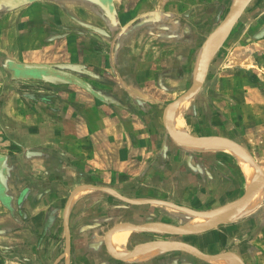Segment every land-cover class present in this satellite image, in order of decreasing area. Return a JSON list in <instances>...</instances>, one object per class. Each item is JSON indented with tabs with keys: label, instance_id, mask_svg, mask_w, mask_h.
Instances as JSON below:
<instances>
[{
	"label": "crops",
	"instance_id": "1",
	"mask_svg": "<svg viewBox=\"0 0 264 264\" xmlns=\"http://www.w3.org/2000/svg\"><path fill=\"white\" fill-rule=\"evenodd\" d=\"M224 1L0 0V264H214L203 256L223 251L264 264V203L255 217L200 232L202 257L175 250L137 261L140 250L128 261V250L116 259L105 239L102 251L86 233L75 242L69 221L101 193L150 201L120 198L128 208L163 199L216 217L246 195L245 186L232 193L240 174L220 153L181 154L156 107L196 80ZM218 34L186 114L198 135L223 119L211 132L244 145L264 171V0ZM32 83L48 89L21 88Z\"/></svg>",
	"mask_w": 264,
	"mask_h": 264
},
{
	"label": "rangeland",
	"instance_id": "2",
	"mask_svg": "<svg viewBox=\"0 0 264 264\" xmlns=\"http://www.w3.org/2000/svg\"><path fill=\"white\" fill-rule=\"evenodd\" d=\"M239 1L240 0H225L223 2L222 11H216L215 14H217V15L214 17L215 20L213 23H208L210 26L207 29L208 30H210V29L214 30L219 25V23L224 19V17L237 5V3ZM213 24H214V26L212 27ZM231 27H232V23L226 28L225 32H223V33L226 34L227 31H229V29ZM223 33L220 34L221 39L223 37ZM21 88H23V89L27 88L26 93H31V94H35V93L40 94L41 92H44L45 90L47 91V89H48V87H46V88L43 86L41 87L37 83H32L28 87L21 86ZM167 88L168 87L165 86L164 90L168 93ZM170 88H172V87H170ZM169 95L171 98H172V96H174L171 92H169ZM168 104L169 103L159 104V108H158V106H156L157 109L159 110L158 115L160 116V118H159L160 124L164 128H165L164 119H163L164 118V111H165ZM187 105H188V102L184 103V110H183L184 128H185V133H186V135H184V136L186 138L213 137L216 135H215V133L213 134L211 132L212 129L223 128V127H220L221 126L220 124L223 123V119L220 118L219 119L220 122L217 125L218 127L216 126V124L215 125H208V126L204 125L202 127L198 126L197 129H203L205 132L201 133V135L195 134L193 132L191 125H190V119L186 114ZM210 119L211 118H209L208 121ZM224 128H226V127H224ZM165 130H166V128H165ZM206 130H207V132H206ZM209 132H211L212 134ZM241 146L244 147V145H241ZM177 147H179L181 149L180 150L181 154H185V153L186 154H189V153L194 154L195 153V152L189 150L184 145L183 146L182 145L177 146ZM207 154L208 153H204V155H207ZM235 154L237 155V153H234L231 150H229V153H220L218 155L223 157L225 160L229 161L232 164L233 168H235L239 171V174H240L239 180L238 181L234 180L235 181L234 184H236V186H238V189H236V191L235 190H231V191H232V193H235V194H242L244 192V190H243L244 186L246 185L245 184L246 178H245V173L241 167V163L238 161ZM211 155H214V154H211ZM261 171H262V169H261ZM224 173H225V171H223V174ZM262 173H263V177H264V171H262ZM243 180H244V182H243ZM259 182H260L261 189H260L259 193L257 194V196L260 194V198H258L259 199L258 203L256 204L255 208L253 207V209L250 212H248V214H250V215L246 214L248 216H246V215H244L245 217L241 216L240 218L234 220L235 223L245 219L246 217H253V216L255 217L261 213V211L259 209L256 212H254L257 209L258 204L260 206L261 203H264V198L262 196V191L264 190V178L262 179L260 177ZM95 195H98V196H95L93 199L90 200V205L82 207L79 215L78 214L71 215L69 217V221H70V223L74 224V225H71V234H73V239L74 238L75 239H77V238L85 239V238L89 237L93 241L96 242L97 248L100 249V251H102L104 249L103 245H102L103 240L105 239L108 228L110 229L111 228L110 226H112V225L115 226V225L124 224V223H133V224H142L143 223L146 225H154L155 227H159V228L165 229V230L171 229L168 231H173L174 228H184V225L186 227H190V228L194 227L195 225H199L202 221H204V219L201 218L199 220L200 223L199 222L194 223L196 221V218L201 217V215H203L205 217H209L214 212V210L207 212V211L200 210V209H191L190 207H186L183 204H177L174 201H165L163 199H155V200H158L159 202L164 201L163 203H166L167 204L166 206L164 204H161L162 202H160V203L156 202L154 204L157 206H152L150 208L149 207H144V208H135V207L131 208L130 207V208H128L129 205L127 206L116 195H115L116 197L114 196V197L108 198V201H106L107 198H104V197H107L106 194L103 195L101 193V194H95ZM171 200H173V199H171ZM124 207H126V208H124ZM217 211H218V213L219 212L221 213V209H219ZM214 216L216 217V215H214ZM77 217H78V219H77ZM75 218H76V220H75ZM213 220H215V219L213 218L211 221H213ZM157 224H159V225L156 226ZM161 224H166V225H161ZM221 226L226 227L227 225H221ZM241 226L242 225H236L235 227H241ZM252 226L254 228L256 225H252ZM124 231H125V229L119 231L114 236L115 242H116L118 235H120ZM223 232H224V230H223ZM233 232H235V230H233V231L231 230L230 233L226 234V236H228V239L231 238V236L229 234H233ZM237 232H240V235H238L237 238L240 236H243L245 234L244 230L239 229L237 231V229H236V233ZM83 233L88 234V236L84 238ZM254 234H256V233H254ZM223 235L221 234V236H223ZM253 235L250 234L248 237H253ZM200 237L201 236L199 233H196V234H193V233L192 234L191 233L165 234V233H153V232L151 233V232L132 231L130 234L127 233L124 236H122V238L120 239L121 240L120 244L125 239V250L124 251L127 254H128V250L133 251L137 247L138 244L143 243V242H151V241L180 242L183 244L184 247H187V248L192 249V250L194 249L195 252H198L199 249H197L198 248L197 245H199ZM75 242H76V240H75ZM115 242H114V250H115ZM83 244H84V242H80V244H79V246H80L79 249L81 250V253L84 251L82 249ZM127 246L129 249L127 248ZM84 249L87 250V247H84ZM175 250L177 251V249H175V248H172V249L169 248L164 253H166L168 251H175ZM119 252H120V245H119ZM223 252L219 253V255L229 253V254H233V255L237 256L236 252H234V251L233 252L223 251ZM164 253H162V254H164ZM121 255L125 256V254H121ZM215 262H214V264H216Z\"/></svg>",
	"mask_w": 264,
	"mask_h": 264
},
{
	"label": "water",
	"instance_id": "3",
	"mask_svg": "<svg viewBox=\"0 0 264 264\" xmlns=\"http://www.w3.org/2000/svg\"><path fill=\"white\" fill-rule=\"evenodd\" d=\"M251 0H240L237 5L224 17V19L219 23V25L213 30V32L211 33V35L208 37L207 42H206V47H205V51L203 54V58H202V64H201V69H200V73L198 75V77L196 78V80L192 83V85L187 89V91L185 93H183L182 95H180L176 100L172 101L171 103H169L164 111V125L165 128L167 130V133L169 135V137L172 139L173 142H175L176 144L179 145H191V144H195V143H201V142H218L221 143L229 148L235 149L237 151H239L245 158V160L247 161V163H249L251 166H253L257 171H258V182H259V178L261 177L262 179L263 177V173L261 171V168L259 167V165L257 164V162L253 159L252 155L250 154V152L245 149L244 147H242L240 144L236 143L233 140L227 139V138H223V137H217V136H213V137H193V138H186V137H176L173 133V129L171 126V122H170V113L173 110V108H175L176 106L188 101L189 99H191L193 96H195L199 90L201 89L206 76H207V72H208V67L210 64V60L212 57V53H213V48L211 45V42L213 41V37L214 35L220 33L221 31H223L224 29H226L238 16L239 14L245 9V7L249 4ZM1 5V2H0ZM96 189H98L96 187ZM261 187H260V182L254 187V190L249 193L246 194L243 198H241L240 200L231 203L227 206H225L222 210H221V214L218 215L217 217H215L213 221H211L209 224L197 228V229H189V228H174L173 231H168L165 229H161L159 227H155V226H151V225H133L130 223H124V224H119L118 226L112 228L110 231L107 232L106 236H105V242H106V246H107V250L110 253V255L116 259H125V257L123 256H118L115 255L110 247V237L111 235L123 228H128L132 231H141V232H148V231H153V232H158V233H165V234H178V233H200L203 232L205 230H208L214 226H216L218 223H221L225 220V217L229 214V212L232 210L233 207H235L236 205H238L239 203H243V202H248L251 199L255 198L257 196V194L259 193ZM120 198L122 200H124L127 203H131V204H147L150 203V201L147 202H132L129 201L123 197L120 196ZM163 202V201H160ZM153 245H169L172 246V248H175L177 250H182V251H187L190 253H193L197 256L202 257L199 253L193 251L192 249H189L187 247H184L182 243L180 242H170V241H154V242H150V243H145L143 245L137 246L131 253L130 255L134 254L137 250L142 249V248H146V247H150ZM224 256H231L234 259H236V261L239 264H243L241 262V260L233 255V254H220L217 255L216 257H205L207 260H216L218 258H222Z\"/></svg>",
	"mask_w": 264,
	"mask_h": 264
},
{
	"label": "bare ground",
	"instance_id": "4",
	"mask_svg": "<svg viewBox=\"0 0 264 264\" xmlns=\"http://www.w3.org/2000/svg\"><path fill=\"white\" fill-rule=\"evenodd\" d=\"M224 31L225 30L220 32L218 35H220ZM220 37H221V35H220ZM213 41L211 42L212 47L214 44ZM184 103H186V102H184ZM184 103L173 108V110L170 113V122H171V126L173 129V133L176 137H185L184 135H186L184 124H183L184 121L182 118V113H181V108H180L182 105H184ZM184 146L187 147L189 150H191L195 153H198V154H202V153H229V150H231L232 152L237 153V155L235 154V156L237 157L238 161L241 163V167L245 173V178H246L245 193L246 194L251 193L254 190V187L259 183L257 170L253 166H251L249 163H247L244 156L239 151H237L235 149L229 148V147H227L221 143H218V142H201V143H195V144L184 145ZM258 198H260V194L256 198L251 199L250 201H248L246 203H239L238 205L233 207L232 210L230 211V213L225 217V221H234V220L240 218L241 216L244 217V215L248 214V212H250L253 209V207L255 208V206L259 200ZM214 215H217V213H215V211L209 217H205V216L201 215V217L196 218L197 222L196 221L194 222V223H198L199 220L201 218H203L204 221H202L201 223L199 222L200 223L199 225H195L192 228L186 227L185 225H184V227L189 228V229H197L199 227H203L204 225L209 223L213 218H215ZM124 229L126 231H124L120 235H118L116 242H115V252L118 253L119 256H122L121 254L127 255V253L124 251L125 250V239L121 242V244H120V241H121L120 239L124 233L132 232V230H130L128 228H123V229H120V230L114 232L110 237V247H111L113 253L115 254V252L113 250L114 236L119 231L124 230ZM168 230H171V229H168ZM119 245H120V252L121 253L119 252ZM153 246H156L155 247L156 249ZM153 246L146 247V249L142 248V249L137 250L133 256L128 258V261L131 258H133L137 254V252H139L140 250H141V252H139L137 254V256L135 257V259L137 261H147L149 259L157 257L158 255H161L162 253L167 251L169 248L172 249V246H169V245H153ZM222 258H220L221 260L220 259L215 260L216 261L215 263L216 264H239L236 261V259H234L231 256H224Z\"/></svg>",
	"mask_w": 264,
	"mask_h": 264
}]
</instances>
